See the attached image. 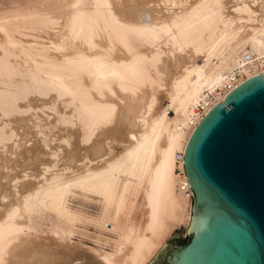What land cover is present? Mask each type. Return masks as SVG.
Here are the masks:
<instances>
[{
    "label": "bare ground",
    "instance_id": "1",
    "mask_svg": "<svg viewBox=\"0 0 264 264\" xmlns=\"http://www.w3.org/2000/svg\"><path fill=\"white\" fill-rule=\"evenodd\" d=\"M263 71L264 0H0V264H147L188 231L177 153ZM78 222L110 248L65 251Z\"/></svg>",
    "mask_w": 264,
    "mask_h": 264
},
{
    "label": "water",
    "instance_id": "2",
    "mask_svg": "<svg viewBox=\"0 0 264 264\" xmlns=\"http://www.w3.org/2000/svg\"><path fill=\"white\" fill-rule=\"evenodd\" d=\"M223 102L184 149L187 237L179 226L147 264H264V79L248 78Z\"/></svg>",
    "mask_w": 264,
    "mask_h": 264
},
{
    "label": "rangeland",
    "instance_id": "3",
    "mask_svg": "<svg viewBox=\"0 0 264 264\" xmlns=\"http://www.w3.org/2000/svg\"><path fill=\"white\" fill-rule=\"evenodd\" d=\"M196 59H197L198 62L202 63V61H204V56L203 55H199V56H197ZM75 190H77V189H74L73 191H71L72 193H68L67 194V196H66V205L69 206V208H71L73 210H77L78 209V210L83 211V212L86 211V213L88 212L87 214L96 215L98 213V210H99V205L96 202V200L94 201L95 198H89L90 200H92V201H90L88 199V197H85L83 195V193H81L78 190L77 191H75ZM190 197H191V194H190ZM38 218H40V219H36L35 230H33V229L29 230L30 234H32V235L35 234V236L36 235H38V236L42 235L45 238L49 237V239H46V240H48V241L50 240L51 241L50 230L53 227V222L57 218L56 214L54 212H52V211H49V213H48V210H46V211H43L41 213V216L38 217ZM91 225L90 224L87 225V223L81 224L80 222H78L76 224V228L74 229V233H73V235H71V239L68 242V244H70V246L68 245V246L63 247L64 250L67 251V249H68V251L72 254V251L75 249L73 251L72 255H76L75 251L78 252L77 255L79 253H84V252L88 254L89 251L87 249H89V248H101L102 247L105 250H108L110 248V246L112 245V242L111 241L108 242L109 245L108 244H103L104 240L101 239V237H103V236L100 235L101 236L100 237L99 235H97V234H99L97 229H95V227H93V225L92 226ZM182 228L185 230V232L182 233L183 237H187V232L188 231L184 227H182ZM107 234L105 233V235L108 236L109 238L113 237L112 234H109V233H107ZM171 235H172V233L166 238L164 244L168 241V239L171 237ZM97 236H99L100 238L97 237ZM71 246L73 247L72 250H70ZM85 249L87 250V252L85 251ZM159 249L157 250V252L159 251ZM154 255H153V257H154Z\"/></svg>",
    "mask_w": 264,
    "mask_h": 264
},
{
    "label": "built area",
    "instance_id": "4",
    "mask_svg": "<svg viewBox=\"0 0 264 264\" xmlns=\"http://www.w3.org/2000/svg\"><path fill=\"white\" fill-rule=\"evenodd\" d=\"M177 158H178V159H182L183 156H182L180 153H177Z\"/></svg>",
    "mask_w": 264,
    "mask_h": 264
}]
</instances>
